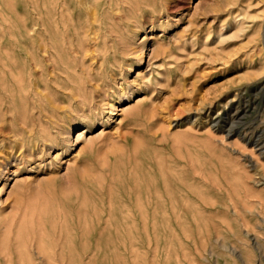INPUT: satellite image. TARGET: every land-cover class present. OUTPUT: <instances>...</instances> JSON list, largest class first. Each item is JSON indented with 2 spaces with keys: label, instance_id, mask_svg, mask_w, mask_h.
Listing matches in <instances>:
<instances>
[{
  "label": "rangeland",
  "instance_id": "374dc122",
  "mask_svg": "<svg viewBox=\"0 0 264 264\" xmlns=\"http://www.w3.org/2000/svg\"><path fill=\"white\" fill-rule=\"evenodd\" d=\"M104 1L0 0V264H264V0Z\"/></svg>",
  "mask_w": 264,
  "mask_h": 264
},
{
  "label": "bare ground",
  "instance_id": "6f19581e",
  "mask_svg": "<svg viewBox=\"0 0 264 264\" xmlns=\"http://www.w3.org/2000/svg\"><path fill=\"white\" fill-rule=\"evenodd\" d=\"M108 0H106V1H104V3H106ZM59 3V2H58ZM108 3V2H107ZM61 8V7H60ZM62 11V10H61ZM102 15H104V12H103V10H101V5L100 4H98L96 7H95V9H94V12H93V14H92V18L89 20L90 22H89V38H88V40H87V42H86V45H87V48H88V53H86V55L90 58V60L92 61V62H98L99 63V61H101V67L103 66V63H104V61H105V58L103 57V58H100V55H99V53L97 52V49H96V45L98 44V43H100V40H101V37H102V24L100 23L101 22V18H103V16ZM123 18V17H122ZM154 19V18H153ZM68 26V25H67ZM68 28V27H67ZM114 30V29H113ZM81 35V34H80ZM46 44H47V38L45 39V41H44ZM46 44H45V47H44V53H45V57H46V60H50V56L49 55H51V51H50V49H49V47H47L46 46ZM113 52L116 54L117 53V50H116V48H113ZM130 56V55H129ZM83 61H85V58H83ZM130 62V61H129ZM118 66L119 67H122V65H121V63H119L118 64ZM111 77H115V75L114 74H111ZM98 85V84H97ZM140 85V84H139ZM144 86L142 87V85H141V87H140V89L141 90H144L145 92H153V88L151 87V85H150V83L149 82H146L145 84H143ZM97 87V86H96ZM116 95H117V97L116 98H118L119 100H122V99H128V98H130V97H132L133 95H134V91H129V90H127V89H123V90H121V91H116ZM147 96V95H146ZM97 97V96H96ZM101 100H103V101H105V97L103 96L102 97V99ZM101 106V105H100ZM111 107H113L114 106V104H111L110 105ZM109 106V107H110ZM12 109V101H10L9 103H3V102H1L0 101V112H3V114H7V112L9 113L10 111L9 110H11ZM113 109V108H112ZM11 114H13V112L11 111ZM102 117V116H101ZM13 119V118H12ZM98 118H96V116L95 117H92L90 120H89V122H88V127L89 128H87L86 130H88V129H90V126H92V124L97 120ZM219 119V118H218ZM10 122V121H9ZM213 124L215 125L216 124V121H215V123L213 122ZM217 125V124H216ZM5 126H3V125H0V133L1 132H6V134H4L3 136H4V140H6L5 141V143L7 142L9 145H10V150L6 153V155H5V159L7 160V161H9V162H11L12 160H13V158H15V159H24V156H23V154L24 153H22V149L20 150V155H15V151H14V149H16L17 147H18V137H16V135L18 134L17 133V131L16 130H14V129H12L11 131H7L5 128H4ZM84 131V130H83ZM7 132H10L11 134L13 133L14 135L13 136H9L8 134H7ZM228 133H230V131L228 132ZM2 134V133H1ZM79 134H81V133H79ZM15 136V137H14ZM80 136H82V135H80ZM7 139H9V140H7ZM35 147V145H32L31 146V149H30V151L32 152V150H33V148ZM42 147V146H41ZM45 147V146H44ZM59 147V146H58ZM61 148V147H60ZM47 148H45V150H46ZM6 150V149H5ZM33 153V152H32ZM0 154H1V152H0ZM34 154V153H33ZM38 154H41V153H38ZM26 157V156H25ZM27 158V157H26ZM25 160V159H24ZM8 163V162H7ZM9 164V163H8ZM2 174V173H1ZM182 199L184 200L185 198L184 197H182Z\"/></svg>",
  "mask_w": 264,
  "mask_h": 264
}]
</instances>
